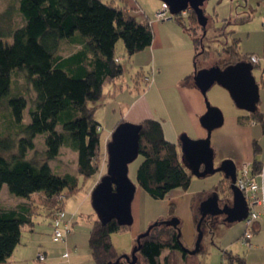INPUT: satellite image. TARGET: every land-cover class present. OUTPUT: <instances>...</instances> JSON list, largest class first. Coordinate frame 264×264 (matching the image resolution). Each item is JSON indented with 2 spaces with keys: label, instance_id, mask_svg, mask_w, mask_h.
I'll return each instance as SVG.
<instances>
[{
  "label": "trees",
  "instance_id": "1",
  "mask_svg": "<svg viewBox=\"0 0 264 264\" xmlns=\"http://www.w3.org/2000/svg\"><path fill=\"white\" fill-rule=\"evenodd\" d=\"M192 12L196 14L190 10L186 15L189 14L188 26L183 22L185 15L182 12L171 17L191 33L195 46V69L184 77L185 85H195L194 73L201 68L198 40L188 28ZM0 16L4 17L0 20V101L3 100L8 109V113L1 115L8 124L0 133L14 129L10 132L13 135H0V190L6 184L11 194L21 197L51 191L49 196L46 194V201L51 202L52 207L58 196L53 217L58 208H65V200L62 202L59 195L62 191H77L79 177L70 173L55 174L49 159L56 157L60 148L67 145L77 152L80 175L90 177L100 169L103 128L90 101L95 103L102 98L105 85L123 73L115 55L117 36L124 41L127 54L132 56L151 46L155 33L149 21H136L127 12L119 14L115 6L102 0H15L0 9ZM123 16L125 20L115 26ZM64 41L70 43L67 54L60 52ZM239 45L236 39L234 45L226 47L230 58L225 59L223 67L243 60L251 61L253 53L242 56ZM18 70L25 75L24 80L35 93L28 111L30 121H25L27 99L13 88ZM249 120L261 124L264 131V113L259 108L247 118H239L242 123ZM140 123L143 160L137 168L138 184L155 199L164 198L174 188L188 189L192 173L184 166L177 144L165 137L162 121L146 118ZM38 134H46L47 148L41 161L28 158L29 150H36ZM253 150V169L258 174L263 163L260 158L263 148L257 139L253 141ZM216 189L224 194L223 183ZM228 190L232 198L230 185ZM231 202V199L227 201ZM173 206L170 209L172 216ZM197 216L200 218V212ZM34 217L32 206L26 202L0 207V264H11L23 231L34 225ZM127 227L115 219L106 224L95 220L89 236L94 264H107L122 256L113 244L111 234ZM160 227L155 226L141 239L134 264H172L168 255L161 258L166 248L180 252L185 261L188 252L183 247L182 232L179 234L180 225L177 229L161 227L159 230ZM227 257L231 264H246L244 259L231 253H227ZM116 264L132 263L121 257Z\"/></svg>",
  "mask_w": 264,
  "mask_h": 264
},
{
  "label": "rangeland",
  "instance_id": "2",
  "mask_svg": "<svg viewBox=\"0 0 264 264\" xmlns=\"http://www.w3.org/2000/svg\"><path fill=\"white\" fill-rule=\"evenodd\" d=\"M102 1L115 6L119 14L127 12L136 21H149L155 33V38L152 45L147 47V49L129 56L125 50L124 41L117 36L115 55L122 65L123 73L118 77L117 82H115V79L106 84L107 89L112 88L111 94L105 90V95L103 93L102 98L97 102L90 101V106L100 103L96 107L97 117L103 122L107 118L108 122L112 121L115 115L113 111L115 106L118 116H121L122 112H124L122 111L123 104H119L118 102L121 97L127 99L126 95H129L124 90L136 87L140 94L147 93L146 99L152 104V114L163 121L169 135L173 133L172 130L177 132L181 127H186L188 118L179 108L180 105L178 103L181 104L184 100L181 93L179 94L177 90L176 82L181 76L184 78L194 70L195 48L191 33L175 18H169L172 17L170 13L167 17L161 19L156 16L157 11L162 6V0ZM13 2L15 0H0V9ZM203 8L209 18L206 29L198 23L196 14L193 12L191 15V26L188 27L198 40V51L202 53L198 56L200 67H223L227 61L225 59L230 58V55L226 52V47L234 45L236 39H238L240 44L239 52L242 56L256 53L264 58V0H206ZM188 16L185 15L183 20L186 26L189 25ZM3 19L4 17L0 16V20ZM123 20H125L124 16L120 17L115 22V26L121 24ZM155 21H158L159 24ZM69 51L70 43L64 41L61 44L60 52L67 54ZM253 73L260 86V102L258 107L264 113V59L261 61L260 66L253 69ZM24 78L25 75L21 70H18V73L14 75L13 88L18 94L23 95L27 99L28 106L25 110V121H30L28 111L35 93L31 85ZM154 78L156 79L155 85L152 86L150 80L152 81ZM202 95L206 108L208 100L211 105L219 107L225 117L224 124L215 128L211 135L212 145L215 135H220L221 141L218 146L214 140V144L216 145V148L213 145V149H215V163H221L226 158L233 159L232 157H227V155L231 147V139L236 135L237 130L232 129L233 127L230 125L229 120L231 116L245 113L246 110L239 108L233 101L229 91L218 83H215L207 91L206 95L203 93ZM186 96L188 98V95ZM133 97L129 98L132 99ZM5 113H8V109L2 100L0 101V131L8 124L4 118L5 116H1ZM246 123H251V121H246ZM257 125L260 129L258 140L263 148L260 158L264 160V131L261 124ZM105 128L104 130L108 131V128ZM13 130L9 129L7 132H2L5 134L0 133V135L10 134ZM107 131L103 133V137ZM190 132L191 134L193 133L192 131ZM45 138L46 134H38L35 137L36 150L35 152L34 150H29L28 158H37L41 161L45 157L44 152L47 148ZM175 140H178V137ZM103 145L105 144L103 143ZM142 160L143 156L139 154L129 164V176L137 184L135 197L132 202L134 221L129 227L111 234L113 244L120 253H131L138 235L145 232L153 222L177 216L181 220L182 243L187 248L193 249L198 237V220L195 221L198 216H194L191 210V203L194 197L193 192H198L200 188L203 190L204 187L211 188L220 193V196L223 197L221 198L222 202L229 201V184L224 183L226 181L224 173L216 172L205 177L193 174L190 188H174L164 198L155 199L137 182V168ZM233 160L240 167L241 163L239 159L234 158ZM76 161L77 152L67 145H63L60 148L56 157L49 159V164L55 174L76 173L79 177V189L77 191L72 193H63L62 191L61 193L65 201L67 200L65 202L67 203L66 206L70 208L71 212H75L70 215L66 208H64L74 226L67 234L66 240L54 241L51 235V228H48L49 225L45 215L47 214L48 217H51L55 205H58L56 202L58 196L55 199L54 207L51 206V202L46 201V194L50 195L51 191L44 190L30 197H21L11 194L8 186L5 184L0 190V207H13L23 202L32 206L35 225L38 227L34 238L36 242L39 240L43 241L42 244L48 251V255L53 257V261H60L62 259L68 262L69 258L64 257V259L61 254L69 250V247H76V251L70 257L71 264H94L89 246V236L98 216L92 205L89 193L95 184L94 182L97 184L101 177L107 173L108 164L103 165L102 169L100 167L96 174L85 177L77 171ZM182 162L185 166L186 162L183 157ZM247 162L250 166L251 161ZM185 167L188 168L187 166ZM220 183H224V194L220 189L216 190ZM59 199H62L61 201L63 202V198L59 197ZM172 205L175 207L173 216L170 213ZM212 216L216 218L211 219L212 217L208 216L203 222V238L201 250L198 253L194 255L188 253L185 261H183L180 252L170 251L169 248H166L162 252L161 258L164 259L168 255L172 264H231L227 257V253H231L244 259L246 264H264V230L260 234L261 240L255 241L253 238L252 245L248 246L247 244H243L241 240L242 234L245 231L244 220L229 222L221 220L222 218H217L219 215ZM161 229L160 227L159 230ZM27 235L24 234V237ZM161 238L167 239V236H162ZM255 244H257L256 248ZM18 249H21L23 253L27 252V254L35 252L33 243L27 247L22 245ZM35 258H37V254ZM235 264L239 263L236 262Z\"/></svg>",
  "mask_w": 264,
  "mask_h": 264
},
{
  "label": "water",
  "instance_id": "3",
  "mask_svg": "<svg viewBox=\"0 0 264 264\" xmlns=\"http://www.w3.org/2000/svg\"><path fill=\"white\" fill-rule=\"evenodd\" d=\"M162 1L168 4L170 16L179 14L184 10H193L197 15L198 23L202 27H206L208 16L203 8L206 0ZM253 69V64L245 60L225 67H202L195 71L193 81L204 95L215 83H218L229 91L239 108L248 112H255L260 102V86ZM224 121L225 117L222 110L211 105L207 100V110L200 117V122L206 129L207 135L201 138H193L187 133H182L180 136L182 157L192 175L205 177L222 171L231 180L230 188L232 190V202L230 204L225 203L221 206L219 195L216 192L200 203L199 212L201 216L197 223L196 245L191 250L185 247L190 254H196L201 250L202 224L208 215L224 214V221L234 222L244 220L249 212L246 197L236 185L237 165L235 160L226 158L218 166L215 165V152L211 144V135L215 128L224 124ZM141 129V123L125 120L120 122L112 132L111 140L107 145V173L101 177L91 193L92 205L98 219L103 224L115 219L121 225L130 226L134 221L132 202L137 185L129 176V164L140 154ZM161 222L178 227L180 219L174 216ZM157 224L158 221H155L145 232L138 235L137 244L134 246L131 255L125 253L121 257H125L134 264L138 259L137 252L141 248V239L147 236ZM179 234H181L180 229ZM120 258L116 261H109L107 264H116Z\"/></svg>",
  "mask_w": 264,
  "mask_h": 264
},
{
  "label": "crops",
  "instance_id": "4",
  "mask_svg": "<svg viewBox=\"0 0 264 264\" xmlns=\"http://www.w3.org/2000/svg\"><path fill=\"white\" fill-rule=\"evenodd\" d=\"M155 22L157 24H159L158 21H155ZM194 48H195V46H194ZM182 77L183 76H181L179 78V80H177L176 87L178 88L177 90H178L179 94L181 93V96L183 97V100H184L181 104L180 103H178V104L180 105V107H179L180 110L182 112H184L186 114V117L188 118V123H186L187 126L183 127V128L181 127L180 129L177 130V132L176 131L174 132L172 130L173 133H170V135H169L167 132V129L165 128V126L163 124L165 137L168 140L175 142L177 144L181 155H182V150H181V141H180V137H179V135H182L181 133H187L189 136H191L193 138L194 137L201 138V137H205L207 135L206 129L203 127V125L200 122L201 115L204 114L207 110L205 102H204V97H203L202 93L200 92V90L195 85H190V84L185 85L182 82L184 79ZM117 79L115 82L118 81ZM155 80H156L155 78L152 81L150 80V83L152 86L155 85ZM115 82H113V83L115 84ZM113 83H110V84H113ZM107 88H108L107 85H105L104 95H105V90H107L110 94L112 93L111 92L112 88H110V89H107ZM132 90L135 91V93L132 94V92H133ZM136 90H137V92H136ZM124 91L126 94H129V95H126V98L128 97L127 98L128 100L121 97V99L118 102L119 104H123V110L122 111H124V112H122L121 116H118L116 106H115L113 108L115 115H114L112 121H110V122H108L109 121L108 118H107V120H105V122H103L100 118L97 117L96 107L100 103L93 105L95 107V116L101 122V125L103 128L102 137H101V149H102V157H101L102 162H101V166H100L101 169H102V166L106 165L107 161H108L107 145H108V142L111 140L112 132H113L114 128L121 121L128 120V121H131L134 123H140L142 120H144L146 118H157L156 116H154V114H152V108H151L152 104H151V102L147 101V99H146L147 93H141L140 94L138 88H136V87H134V89H125ZM124 91H122V92H124ZM186 95H188V98ZM132 96H134L132 99L129 98ZM109 97H110V95H109ZM144 111H146V112H144ZM106 113H107V111H106ZM246 115H247L246 112L245 113H239V114H236L234 116H231L230 117L231 119L229 120L230 125L233 127L232 129L233 130L236 129L237 133L231 139V147H230V150L228 152L229 154L227 155V157H232L233 159L234 158L239 159L240 163H242V161H252L253 160V157H254V155H253V141L256 139L258 140V137H259L258 133H260V129L257 125L259 123H256V122L246 123V121L244 123H242L239 121V118L246 117ZM157 119H159V118H157ZM162 123H163V121H162ZM253 124H255V125H253ZM105 127L108 128V131L106 130L107 133L104 134V137H103V133L106 132L104 130V129H106ZM190 131H192L193 133L191 134ZM177 137H178V140H175V139H177ZM214 140L216 141L217 145L219 146L220 142H221L220 141V135H215V138L213 139V145L216 148V145L214 144ZM103 143L105 145H103ZM213 145H212V147H213ZM214 151H215V149H214ZM221 160H222V158H221ZM218 163H220V162H218ZM74 174L76 175V173H74ZM255 178H256V180L260 181V183L263 185V188H264V178L261 179L258 176V174H256ZM94 183L95 184H94L91 192L89 193L90 195H91V193H92V191L96 185V182H94ZM211 191H213L211 188L204 187L203 190L200 188V190H198V192L197 191L193 192L194 197H193V201L191 203V210H192V213L194 216L197 215V213H199L198 205H199L202 197L204 195H207ZM87 195H88V193H87ZM230 199L232 201V198H230ZM66 205H67V203H65V208L69 212L70 215H72V213H75V212H71L70 208L67 207ZM257 209L260 211V216L255 221V223L253 225V236L251 238L252 239L251 242L253 241V238L255 241H258L260 239V234L264 230V203L257 206ZM45 217H46V220H47L48 225H49L48 228H51V233H52L51 217H48L47 214L45 215ZM197 220H198V217L196 218L195 221H197ZM73 227L74 226H72V228ZM245 227H246V225H245ZM180 228H181V224H180ZM37 229H38V227L35 225V221H34L33 226L26 227V229L24 230L21 242L17 245V247L15 248V250L13 252V255L11 258V264H71L70 257L76 251L77 248L76 247H74V248L69 247L70 255L68 257H65V258H69L68 262H65L62 259L60 261H56V260L53 261L52 260L53 257L48 255V251L43 246V244H42L43 241L39 240L36 242L34 236H35V232L37 231ZM24 234H28V235L26 237H24ZM31 243L34 244V248H35V252H33L31 254H27V252L23 253L21 251V249H18L22 245L25 247L30 246ZM256 247H257V244H255V248ZM65 252H63L61 254V256L63 258H64L63 254ZM42 253L45 254L44 259H40V255ZM36 254H37L38 259L35 258Z\"/></svg>",
  "mask_w": 264,
  "mask_h": 264
},
{
  "label": "built area",
  "instance_id": "5",
  "mask_svg": "<svg viewBox=\"0 0 264 264\" xmlns=\"http://www.w3.org/2000/svg\"><path fill=\"white\" fill-rule=\"evenodd\" d=\"M169 11V6L167 3L163 2L161 8L157 11L156 16L158 18L167 17ZM183 15H187V10L182 11ZM252 61H257L256 55H252ZM258 176L264 178V166ZM236 185L243 191L249 206V212L247 217L244 219L245 231L242 235V243L251 246V238L253 236V225L255 221L260 216V211L257 206L264 203V188L260 181L256 180L255 176L251 175V171L247 165H242L239 169L238 177L236 179ZM61 198L65 200L64 196L60 194ZM62 200V199H61ZM72 220L67 216L66 210L64 208H58L54 212V216L51 219L52 224V238L54 241L66 240L67 234L72 229ZM70 251L67 250L63 256L68 257ZM45 254L40 255V259H44Z\"/></svg>",
  "mask_w": 264,
  "mask_h": 264
},
{
  "label": "flooded vegetation",
  "instance_id": "6",
  "mask_svg": "<svg viewBox=\"0 0 264 264\" xmlns=\"http://www.w3.org/2000/svg\"><path fill=\"white\" fill-rule=\"evenodd\" d=\"M189 10H187V12H188ZM209 19V18H208ZM204 29H206V27H203ZM204 33H205V30H204ZM252 55H256V57H257V61H252V59H251V61H248V60H245V61H248V62H251L252 64H257V63H261V61L263 60V57H261L260 55H258V54H256V53H253ZM252 55H251V57H252ZM202 68V67H201ZM195 69V68H194ZM193 72H194V70H193ZM194 82V81H193ZM259 108V107H258ZM246 113H247V115H246V117H241V118H247L248 117V115L250 114V113H252V112H248V111H246ZM249 121H251V122H255V121H252V120H249ZM253 155H254V150H253ZM254 158V157H253ZM220 163H215V165L216 166H218ZM251 165L249 166V163L247 162V161H242V163L240 164V167H242V165H247L248 167H249V169H250V171H251V175L252 176H256V173H254V169H253V160L251 161V163H250ZM263 166H264V160H263V163H262V168H263ZM240 167H239V165L237 166V176H236V179H237V177H238V173H239V169H240ZM262 168H261V170H262ZM189 169V168H188ZM190 170V169H189ZM222 172V171H221ZM261 172V171H260ZM224 173V172H223ZM224 176H225V173H224ZM225 182L224 183H228L229 185L231 184V180L229 179V178H227L226 176H225ZM223 183V184H224ZM213 190V189H212ZM216 190H219V189H216ZM214 192H216L218 195H219V202H220V205L222 206V205H224L225 203H227V202H222L221 201V198H223V197H221L220 196V193H218L217 191H211L210 193H208L207 195H204L203 197H202V199H201V201H200V203L205 199V198H207L209 195H211V194H213ZM200 203H199V205H198V211H199V206H200ZM208 216H210V217H212L211 219H215L216 217L215 216H212V215H208ZM207 216V217H208ZM217 218H222L221 220H224V218H225V215L224 214H219V217H217ZM206 219V218H205ZM205 219H204V221H205ZM163 220H166V219H161V220H158V224L157 225H155V226H161V227H164L165 229H168V227H172V228H175V229H177V227H175V226H173V225H171V224H166V223H162L161 221H163ZM154 223V222H153ZM181 224V220H180V222H179V225ZM178 225V226H179ZM154 226V227H155ZM153 227V228H154ZM152 228V229H153ZM151 229V230H152ZM136 241H137V239H136ZM137 244V243H136ZM135 244V245H136ZM134 245V246H135ZM183 247L185 248L186 246H184V244H183ZM187 248V247H186ZM188 249H190V248H188ZM194 249V248H193ZM187 250V249H186ZM191 250V249H190ZM187 252H188V250H187ZM189 253V252H188ZM123 254H125V253H123ZM129 255L131 254V253H128ZM192 255H194V254H192Z\"/></svg>",
  "mask_w": 264,
  "mask_h": 264
}]
</instances>
